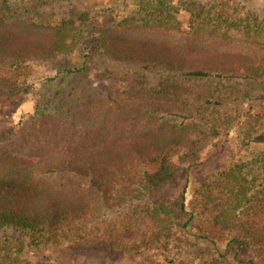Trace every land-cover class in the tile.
<instances>
[{"label": "trees", "instance_id": "1", "mask_svg": "<svg viewBox=\"0 0 264 264\" xmlns=\"http://www.w3.org/2000/svg\"><path fill=\"white\" fill-rule=\"evenodd\" d=\"M110 11L116 22L92 31L80 64L84 28L0 17V99L41 98L0 130V264H51L20 259L45 244L136 264H233L184 263L198 242L264 264V151L205 179L190 201L186 189L166 196L207 135L249 144L264 129L263 27L231 18L227 0H122Z\"/></svg>", "mask_w": 264, "mask_h": 264}, {"label": "rangeland", "instance_id": "2", "mask_svg": "<svg viewBox=\"0 0 264 264\" xmlns=\"http://www.w3.org/2000/svg\"><path fill=\"white\" fill-rule=\"evenodd\" d=\"M121 2L122 0H0V17L5 19L6 24L16 20L32 25L36 30L41 27L58 28L65 24L84 28V36L74 48L72 56L73 63L80 64L85 48L90 43L92 31L99 32L113 25L116 22L113 14L106 12L118 7ZM227 9L231 18L245 22L246 25L257 23L264 30V0H227ZM180 20L184 28L188 27V17L185 14L180 16ZM88 27L90 29H87ZM257 91L262 94L263 87L257 88ZM37 95L39 94L29 92L9 99H0V130L12 129L21 118L33 114L37 101L41 99ZM254 139V142L244 144L235 131L207 135L201 142L198 165L189 169L187 164L182 163L181 171L168 186L166 196L180 200L186 189L185 196L190 201L205 179L227 170L236 162L248 160L264 151V129ZM200 256L205 260L225 256L233 264L248 262L247 253L239 250L236 245L227 251L216 249L207 242H198L188 249L183 256V262ZM20 259L22 262L51 264H136L127 254L119 258H107L103 254H78L70 250H55L52 245L46 244L26 248Z\"/></svg>", "mask_w": 264, "mask_h": 264}]
</instances>
